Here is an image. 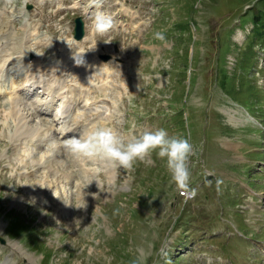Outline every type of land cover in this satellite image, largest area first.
<instances>
[{
  "label": "rangeland",
  "instance_id": "374dc122",
  "mask_svg": "<svg viewBox=\"0 0 264 264\" xmlns=\"http://www.w3.org/2000/svg\"><path fill=\"white\" fill-rule=\"evenodd\" d=\"M96 11L114 20L103 35L93 31ZM263 11L264 0H103L99 9L93 0H0V43L4 31L18 58L0 81V264H264V36L254 37L252 21ZM78 14L86 31L76 41ZM30 52L44 61L40 78L55 54L74 69L68 80L86 76L82 58L94 63L73 116L86 110L88 120L54 118L29 95L11 114L10 82L20 88ZM30 124L42 132L17 138ZM98 127L189 139L195 197L155 154L129 171L52 147Z\"/></svg>",
  "mask_w": 264,
  "mask_h": 264
},
{
  "label": "clouds",
  "instance_id": "9594fccd",
  "mask_svg": "<svg viewBox=\"0 0 264 264\" xmlns=\"http://www.w3.org/2000/svg\"><path fill=\"white\" fill-rule=\"evenodd\" d=\"M8 2L11 3L12 0ZM102 2L103 0H93L97 9L101 8ZM92 27L96 34L103 35L113 29L114 20L104 11H96L92 18ZM154 38L163 41L165 36L158 31L154 34ZM83 62V58L80 63L76 61L77 64ZM127 99L131 104L135 99L134 94L128 95ZM52 147H62L77 159L99 160L108 168L122 167L129 171L133 170L138 161L153 164L155 161L151 157L155 154L157 158L165 162L171 179L181 190V194L188 198L196 195V190L190 186L189 166L190 157L196 154L194 146L189 139L170 136L163 128L155 131L145 130L138 136L125 137L116 128L98 127L85 134L65 139L62 143L54 141ZM222 183L223 180L217 178L218 191Z\"/></svg>",
  "mask_w": 264,
  "mask_h": 264
},
{
  "label": "bare ground",
  "instance_id": "6f19581e",
  "mask_svg": "<svg viewBox=\"0 0 264 264\" xmlns=\"http://www.w3.org/2000/svg\"><path fill=\"white\" fill-rule=\"evenodd\" d=\"M1 35H2V40H1L2 43H0V68H2V69H0V81H1V78L3 77V74H4L3 70L5 69V66L9 67V65H11V63L13 61H16V59H18V58H15L16 56L13 57L14 55L12 54V52L8 51L9 48L7 47V44L5 43L6 41L3 40V38L6 37L4 31H3V33ZM30 35H32V34H30ZM23 44H25V42H23ZM23 44H22V48H24ZM50 44H51V42H50ZM57 51H59V50H57ZM61 56L62 55H60V54H55V56H53L51 58L50 61L55 60V62L53 63V65H51L50 74H49V76L47 78L46 77L40 78V76H37L34 73L35 71H37V73H38L39 72L38 69L41 67V64L44 63L43 60L40 61V59H39L40 57H37V58H35V57H33V58L25 57V59H21V61L24 62V64H25L24 69L26 68L27 70H26L25 74L23 76H21V78L18 81V83L20 85L19 89H16V86H15L16 83L15 82H13V81L10 82L11 85H10V88H9V91H8L9 94L7 95V97H8V99L6 100L7 103L9 105H12V107H13V103L19 104V105H23V104H20V103H22L21 100L25 99V101H26V99H27L26 95H29V97H30L29 100H30V102L32 104L35 105L38 102L43 103V105L45 106L44 110L46 112H48L50 115L53 114L54 118L55 117L60 118V117L63 116V114L68 113V115L70 117H72V119L69 120V122H75V120L79 121V118H82L83 121L86 120L87 119V118H85L86 117V110H82L83 112L81 113L79 118L78 117H73V116H75L76 114H80V112L78 110V107L81 106V102L82 101H86L87 100V97L85 98V95H82L83 94V85H85V83H86V82H84V79H85V77L89 76L88 73L91 70V66L94 63L91 62V61H89V62L88 61H84L86 63L84 65L87 68L85 67L86 70H84L82 72V69H80V67L84 66V65H81L79 67V71L82 74H86V76L82 77V78H78V77L73 76L70 80H68L65 77V75H68L69 73L70 74H74L75 71H74V69L72 67L66 65L67 62L65 61L64 58L60 59ZM55 57H57V58L54 59ZM39 61L41 63V64L39 63L40 67L38 69H36V67H38V62ZM59 62H63V63H59ZM28 63H32L33 67L30 68ZM29 71L31 73H29ZM61 71H63L64 73L61 74L60 73ZM6 75H7V73H6ZM91 76H95V74H90L89 77H91ZM108 76H109V72L108 71L105 74H102L100 76V77H102V81H103L102 89L104 91L106 90V88H104L106 86V85H104V83H106V79L108 78ZM50 80H51L52 85L50 83ZM69 81H71V82H69ZM73 82L79 84V88H77V89L70 88V86H72V87L76 86V84H74ZM35 84L38 85V86H35ZM0 86H1V83H0ZM31 89L36 90V92H34V93L31 92ZM49 90H51L52 92L50 93ZM3 94L1 96H3ZM43 94H45V95L52 94V95L51 96L49 95L51 97L50 99H48L47 98L48 96H46V100H41V96ZM64 94H65V96H67L66 103L57 105L55 103V100H53V99L54 98H61V97H63L61 95H64ZM37 111L41 112V109L39 108ZM10 112H11V114H17L18 113V107L17 108H16V106L13 107V109ZM92 123L93 122L91 120H89V124H92ZM66 126H67V124H66ZM80 126H81V124H79V127ZM41 128L42 127H39V126L33 128V126H31V124H30V125L26 126L25 128H21L19 130V134L17 135V138H19L20 136L21 137H28V138H32L35 135L37 136V135H39L40 132H42ZM50 138L52 139V136ZM47 143H46V145H47Z\"/></svg>",
  "mask_w": 264,
  "mask_h": 264
},
{
  "label": "water",
  "instance_id": "95a60500",
  "mask_svg": "<svg viewBox=\"0 0 264 264\" xmlns=\"http://www.w3.org/2000/svg\"><path fill=\"white\" fill-rule=\"evenodd\" d=\"M84 34V21L81 15L74 17V26H73V35L76 39H80ZM101 56L106 59L108 58V54H101ZM5 239L0 236V242L3 243Z\"/></svg>",
  "mask_w": 264,
  "mask_h": 264
},
{
  "label": "trees",
  "instance_id": "16d2710c",
  "mask_svg": "<svg viewBox=\"0 0 264 264\" xmlns=\"http://www.w3.org/2000/svg\"><path fill=\"white\" fill-rule=\"evenodd\" d=\"M253 23H254V29L253 32L254 37L257 36V38H262L264 36V11L263 13H256L253 16Z\"/></svg>",
  "mask_w": 264,
  "mask_h": 264
}]
</instances>
